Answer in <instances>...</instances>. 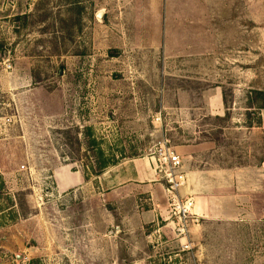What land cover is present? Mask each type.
<instances>
[{"label": "rangeland", "instance_id": "1", "mask_svg": "<svg viewBox=\"0 0 264 264\" xmlns=\"http://www.w3.org/2000/svg\"><path fill=\"white\" fill-rule=\"evenodd\" d=\"M160 2L0 0V264H119L113 240L97 243L95 189L59 196L54 171L91 180L164 138H221L230 117L198 109L219 82L235 120L264 106V0ZM241 41L252 93L233 105ZM235 137L220 141L234 159ZM247 209L207 219L203 264H264V212Z\"/></svg>", "mask_w": 264, "mask_h": 264}, {"label": "crops", "instance_id": "2", "mask_svg": "<svg viewBox=\"0 0 264 264\" xmlns=\"http://www.w3.org/2000/svg\"><path fill=\"white\" fill-rule=\"evenodd\" d=\"M160 1L157 3L161 4ZM245 43L241 41L235 46L238 48L235 55L228 56L240 70L239 80L233 84V105L238 99L248 102L252 93ZM254 84L251 89L263 91L256 80ZM198 100L202 106L198 109L206 111V115L230 117L236 127H223L219 139L174 146L187 177L179 193L182 198L194 200L193 214L198 218V222H188L191 251L183 249L186 239L180 238L174 230L176 219L170 212L165 183L156 171L154 158L148 154L118 163L91 180L82 172H72L65 167L54 171V190L59 196L66 197L73 189L86 191L89 185L95 189L96 196L105 205L108 221L106 228L99 222L92 223L96 226L97 243L101 244L105 237L113 240L116 249L123 251L122 259L117 257L119 264H203L207 219L241 214L247 208L264 212V106L246 104L240 115L245 114L246 119L235 120L225 106L223 82L202 92ZM239 133L242 149L240 156L234 159V150H228L220 141L236 143L235 135ZM203 152H207L210 159L202 164L199 158ZM241 203L245 205L241 207Z\"/></svg>", "mask_w": 264, "mask_h": 264}, {"label": "built area", "instance_id": "3", "mask_svg": "<svg viewBox=\"0 0 264 264\" xmlns=\"http://www.w3.org/2000/svg\"><path fill=\"white\" fill-rule=\"evenodd\" d=\"M155 160V168L161 176L169 195V206L172 216L176 219L175 232L177 235L186 239L183 249L191 251L193 245L188 238V222L190 220L198 222V218L194 216V200L191 197L182 198L180 189L186 184V173L182 170V160L175 147L164 138L158 142L148 153Z\"/></svg>", "mask_w": 264, "mask_h": 264}, {"label": "water", "instance_id": "4", "mask_svg": "<svg viewBox=\"0 0 264 264\" xmlns=\"http://www.w3.org/2000/svg\"><path fill=\"white\" fill-rule=\"evenodd\" d=\"M102 15H103V12L102 11H100L99 13H98V18H101L102 17Z\"/></svg>", "mask_w": 264, "mask_h": 264}]
</instances>
